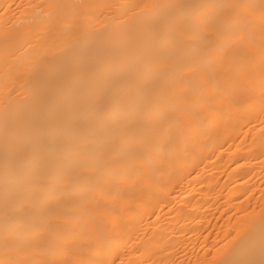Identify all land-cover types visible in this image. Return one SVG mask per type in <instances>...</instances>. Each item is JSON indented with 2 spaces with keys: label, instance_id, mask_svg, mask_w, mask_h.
Masks as SVG:
<instances>
[{
  "label": "bare ground",
  "instance_id": "1",
  "mask_svg": "<svg viewBox=\"0 0 264 264\" xmlns=\"http://www.w3.org/2000/svg\"><path fill=\"white\" fill-rule=\"evenodd\" d=\"M0 264H264V0H0Z\"/></svg>",
  "mask_w": 264,
  "mask_h": 264
}]
</instances>
